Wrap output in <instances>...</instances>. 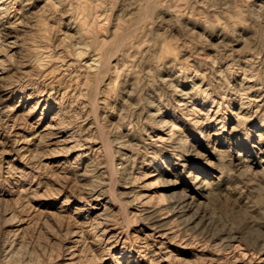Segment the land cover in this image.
<instances>
[{
  "label": "rangeland",
  "instance_id": "374dc122",
  "mask_svg": "<svg viewBox=\"0 0 264 264\" xmlns=\"http://www.w3.org/2000/svg\"><path fill=\"white\" fill-rule=\"evenodd\" d=\"M0 264H264V0H0Z\"/></svg>",
  "mask_w": 264,
  "mask_h": 264
}]
</instances>
